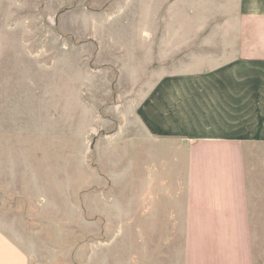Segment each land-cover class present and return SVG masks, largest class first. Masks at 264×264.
Listing matches in <instances>:
<instances>
[{
    "label": "rangeland",
    "instance_id": "obj_1",
    "mask_svg": "<svg viewBox=\"0 0 264 264\" xmlns=\"http://www.w3.org/2000/svg\"><path fill=\"white\" fill-rule=\"evenodd\" d=\"M224 3L0 0V229L29 264L205 263L194 106L154 52Z\"/></svg>",
    "mask_w": 264,
    "mask_h": 264
},
{
    "label": "crops",
    "instance_id": "obj_2",
    "mask_svg": "<svg viewBox=\"0 0 264 264\" xmlns=\"http://www.w3.org/2000/svg\"><path fill=\"white\" fill-rule=\"evenodd\" d=\"M223 9L197 24L194 45L181 34L179 49L164 42L154 53L160 78L179 79L173 107L194 106V127L179 128L195 137L198 214L190 231L209 234L204 264H264V0H227ZM156 121L167 127L163 116ZM248 150L258 153L250 162ZM195 257L201 264L200 251ZM0 264H29L1 229Z\"/></svg>",
    "mask_w": 264,
    "mask_h": 264
}]
</instances>
